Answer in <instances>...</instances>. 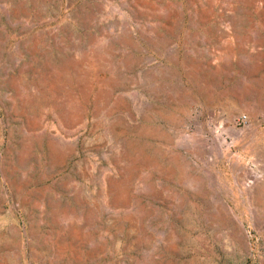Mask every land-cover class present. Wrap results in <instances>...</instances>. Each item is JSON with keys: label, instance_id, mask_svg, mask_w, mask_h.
<instances>
[{"label": "rangeland", "instance_id": "374dc122", "mask_svg": "<svg viewBox=\"0 0 264 264\" xmlns=\"http://www.w3.org/2000/svg\"><path fill=\"white\" fill-rule=\"evenodd\" d=\"M0 264H264V0H0Z\"/></svg>", "mask_w": 264, "mask_h": 264}, {"label": "bare ground", "instance_id": "6f19581e", "mask_svg": "<svg viewBox=\"0 0 264 264\" xmlns=\"http://www.w3.org/2000/svg\"><path fill=\"white\" fill-rule=\"evenodd\" d=\"M144 129H141V131H143ZM146 130V129H145ZM144 133V132H143Z\"/></svg>", "mask_w": 264, "mask_h": 264}, {"label": "water", "instance_id": "95a60500", "mask_svg": "<svg viewBox=\"0 0 264 264\" xmlns=\"http://www.w3.org/2000/svg\"><path fill=\"white\" fill-rule=\"evenodd\" d=\"M191 119V118H190ZM135 120V119H134Z\"/></svg>", "mask_w": 264, "mask_h": 264}]
</instances>
